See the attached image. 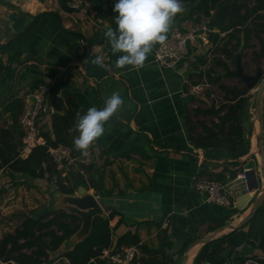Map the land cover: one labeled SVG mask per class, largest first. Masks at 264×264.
<instances>
[{
  "label": "crops",
  "instance_id": "1",
  "mask_svg": "<svg viewBox=\"0 0 264 264\" xmlns=\"http://www.w3.org/2000/svg\"><path fill=\"white\" fill-rule=\"evenodd\" d=\"M115 3L116 0H81L79 9L65 10L60 0H0V60L5 66L0 74V132L9 130L13 141L21 145L22 155L21 130L15 126V120L23 112L19 114L16 108L23 105L24 111L39 85L49 88L45 104L52 110L38 121L39 132L43 133L51 132L50 118L56 113L49 102L51 97L63 103L59 114L70 102L84 114L90 107L102 108L104 98L118 91L124 107L106 126L105 134L89 148L87 156L76 149L71 153L78 167L83 165L86 169L77 167L62 172L67 176L80 171L86 191L98 199L104 215L114 214L109 222L113 243L126 233L135 234L139 244L154 253H141L140 258L150 259L148 264H182L184 256L185 264H192L201 248L195 242L217 229V221L237 225L248 214L263 186L258 159L251 151V137L249 154L239 158L236 166L222 147L206 151L196 148L191 141L201 135L198 123L209 126L215 121L195 111L218 105L201 97L204 94L192 95L191 87L203 81L209 84L206 78H199L200 72L208 69L221 76L220 84L225 85L224 72L216 71L222 68L213 59L219 58L226 66L230 61L206 37L205 41L198 38L195 45L189 46L187 56L174 69L155 63L153 54L159 44L154 46L143 68L117 69L115 61L121 53L112 54L104 36L109 26L116 27ZM191 10L177 14L169 32L205 25V19L195 23L196 16L189 17ZM250 44L254 45L252 41ZM254 48L242 47L241 43L237 55L242 58L248 50L253 54ZM96 55L103 57L104 67L91 63ZM200 60L207 65L203 66ZM211 85L218 87L210 83L207 90ZM241 92L249 91L244 88ZM250 99L245 113L252 124ZM218 151L220 157H216ZM242 167L251 169L250 186L255 189L250 193L242 189L236 176L232 178ZM4 172L6 175H1L15 185L34 182L24 174ZM217 175L230 178L233 208L208 204L194 188L197 180H215ZM182 221L187 222L184 227ZM247 229L244 225L233 232L222 231L220 237L229 236L211 248L221 251L228 264H239L241 259L254 256L263 258L259 250L246 243ZM189 238L195 241L183 250ZM73 244L67 241L53 254L50 264H69L60 253ZM0 264L4 263L0 260Z\"/></svg>",
  "mask_w": 264,
  "mask_h": 264
},
{
  "label": "trees",
  "instance_id": "2",
  "mask_svg": "<svg viewBox=\"0 0 264 264\" xmlns=\"http://www.w3.org/2000/svg\"><path fill=\"white\" fill-rule=\"evenodd\" d=\"M60 1L62 7L68 10V4L72 0ZM251 2L252 6H250ZM182 3L184 9L192 8L189 17L196 16L193 20L195 23H199L201 19L206 20L208 40L213 42L217 52L224 55L230 63H235L241 43L242 47L253 48L250 44L252 40L258 42L260 55L264 54V0H182ZM232 42L235 44L233 45ZM253 55L256 56L255 53ZM201 60L203 66L207 65ZM213 63L220 66L223 75L226 76L225 73L229 68L219 58L213 59ZM4 69L5 66L0 60V74ZM199 78H206L209 84H218L219 89L224 93V102L218 105L212 104L206 110L195 111L197 115L211 116L215 121H211L209 126L198 123L202 131L201 135L193 137L191 141L196 148L206 151L222 147L228 158L233 160L232 164L236 166L237 160L250 151L252 124H250V116L245 113L249 97L237 87L220 84L221 76L214 75L211 69L200 72ZM49 102L56 113L50 118L51 132H40V136L45 141L43 146H36L28 154L20 155L21 145L13 141L9 130L3 129L0 132V170L21 173L31 180L54 179V188L58 193L73 195L77 185L86 188L82 174L80 171H72L67 176L61 177L48 149L62 145L74 153L73 138L76 132L69 130L73 128L79 110L73 102H70L63 113L59 114L62 101L53 96ZM16 110L21 114L23 105L18 104ZM15 121V126L19 128L18 120ZM193 129L191 127V130ZM22 136L21 131L20 137ZM221 141H224V145ZM207 156L210 157L208 154ZM220 156L221 152L218 151L216 157ZM252 158L255 159L254 156ZM78 168L86 169L83 165H79ZM90 169L91 167L88 168ZM215 180L224 184L227 176L217 175ZM113 215L111 212L107 216L95 217L90 234L72 248L60 253V257L67 259L69 264H108L105 259H100L103 250H119L128 246H138L141 253L154 254L139 244L135 234L126 233L113 243L109 226ZM186 224V221L181 222L182 227ZM224 225L225 221H217L215 228ZM245 226L248 228L246 243L264 255V203ZM79 227V218L62 209L44 211L39 216H26L18 228L12 233L5 234L0 240V260L4 264H50L53 261V254L59 252ZM227 236L229 235L203 245L192 264H228L221 251L211 248L214 243L225 241ZM194 241L195 238H189L183 250ZM246 260L264 264V256L241 259L239 264ZM139 261L140 264H148L150 259L140 258Z\"/></svg>",
  "mask_w": 264,
  "mask_h": 264
},
{
  "label": "clouds",
  "instance_id": "3",
  "mask_svg": "<svg viewBox=\"0 0 264 264\" xmlns=\"http://www.w3.org/2000/svg\"><path fill=\"white\" fill-rule=\"evenodd\" d=\"M115 28L104 32L112 54L121 53L115 61L117 69L132 66L139 70L156 44H164L173 19L184 11L182 0H116L113 8ZM92 64L104 67L103 57L96 55ZM124 107L121 94L116 91L104 98L103 107L95 106L86 113H76L69 131L76 132L73 145L84 156L89 148L106 132V126Z\"/></svg>",
  "mask_w": 264,
  "mask_h": 264
},
{
  "label": "built area",
  "instance_id": "4",
  "mask_svg": "<svg viewBox=\"0 0 264 264\" xmlns=\"http://www.w3.org/2000/svg\"><path fill=\"white\" fill-rule=\"evenodd\" d=\"M81 6V0H72L68 4V8L75 10ZM207 29L205 25L200 28L181 31L177 28L172 29L167 35L164 44H159L154 51V61L162 68H176L179 63L187 56L189 46L195 45L197 39L206 40ZM209 84L205 81L191 87V94L198 96L203 94ZM49 88L44 85H39L32 92L31 96L34 102L25 108L18 119V126L23 133L22 136V155L29 153L36 146H43L44 139L40 136L38 121L47 112L52 110L46 106L45 102L49 95ZM49 155L57 166L65 170H72L75 163L69 149L62 145L51 147L48 149ZM250 171L251 169L242 167L235 174L242 189L246 193L252 190L250 187ZM227 176V181L223 184L216 180L199 179L195 182L194 188L199 193L203 194L205 201L208 204H213L223 208L234 207V197L231 182ZM140 249L138 246L122 247L119 250H103L100 259H105L108 264H140ZM241 264H258L253 260H246Z\"/></svg>",
  "mask_w": 264,
  "mask_h": 264
},
{
  "label": "rangeland",
  "instance_id": "5",
  "mask_svg": "<svg viewBox=\"0 0 264 264\" xmlns=\"http://www.w3.org/2000/svg\"><path fill=\"white\" fill-rule=\"evenodd\" d=\"M252 43H254L253 46L255 48L253 52L256 56L252 54L251 50L245 51L242 58L239 56L240 66L248 75H254L258 69L264 74V54L260 55L259 45L256 40H252ZM227 67L231 73L236 71V66L232 63H227ZM216 71L222 72V69L218 68ZM222 77L223 84L235 85L240 90H244L245 85L237 77L231 75L224 76L223 73ZM255 93L256 88L247 94L251 98L249 106L250 112H253ZM203 94L201 97L205 98L208 102L210 100L212 102L216 101L218 104L224 102L223 91L215 85H211ZM210 95L211 97H209ZM251 151L255 153L256 149H252ZM77 167L78 165L75 162L72 168L76 170ZM57 169L60 172V176L65 177V174L62 172L63 169ZM1 174H6L4 171L0 173V229H2V237L4 233L13 232L18 228L26 216H39L44 211H52L63 207V204L59 202L60 196L54 188V179L47 178L39 181L34 180L33 184L29 181V184L24 182L22 185H15L13 181L7 180Z\"/></svg>",
  "mask_w": 264,
  "mask_h": 264
},
{
  "label": "water",
  "instance_id": "6",
  "mask_svg": "<svg viewBox=\"0 0 264 264\" xmlns=\"http://www.w3.org/2000/svg\"><path fill=\"white\" fill-rule=\"evenodd\" d=\"M239 58V55H237L235 60L236 71L233 73L230 72L228 74L237 77L241 82H243L246 91L256 88L252 112L251 139L253 138L255 142L256 152L254 153V156H258L260 176L263 181V186L260 193L254 198L248 214L243 217L237 225L227 224L223 227L215 229L213 232L207 234L202 239L195 242V245H200L201 247L218 239L220 237L219 234L226 229H228L230 232H233L246 225L264 203V74L260 69L256 70L254 75L246 74L240 66ZM28 101L30 104H32L34 102V98L31 96L29 97ZM234 177L235 174L232 175V178ZM249 189L253 190L255 187L250 186ZM58 194L60 196L59 202L63 204V207L57 209H62L70 215H75L80 220V227L78 231L68 240L69 242L74 243L73 245H75L90 234L93 219L97 216H105L104 211L98 199L91 193H88L82 186L77 188L76 194ZM185 262L186 257L184 256L182 264H185Z\"/></svg>",
  "mask_w": 264,
  "mask_h": 264
},
{
  "label": "bare ground",
  "instance_id": "7",
  "mask_svg": "<svg viewBox=\"0 0 264 264\" xmlns=\"http://www.w3.org/2000/svg\"><path fill=\"white\" fill-rule=\"evenodd\" d=\"M251 146H252V149H255V142L253 140V138L251 139ZM258 157V156H257ZM192 254V253H191Z\"/></svg>",
  "mask_w": 264,
  "mask_h": 264
}]
</instances>
